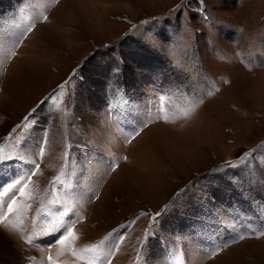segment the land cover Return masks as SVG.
<instances>
[{"label": "rangeland", "instance_id": "rangeland-1", "mask_svg": "<svg viewBox=\"0 0 264 264\" xmlns=\"http://www.w3.org/2000/svg\"><path fill=\"white\" fill-rule=\"evenodd\" d=\"M9 154L0 264H264V0H0Z\"/></svg>", "mask_w": 264, "mask_h": 264}, {"label": "snow or ice", "instance_id": "snow-or-ice-1", "mask_svg": "<svg viewBox=\"0 0 264 264\" xmlns=\"http://www.w3.org/2000/svg\"><path fill=\"white\" fill-rule=\"evenodd\" d=\"M41 155L43 154L42 152L40 153ZM13 159V156L11 154L9 155H0V162L3 161H7ZM21 159L23 160V157H21ZM34 163V162H33ZM39 166L36 165V168H38ZM34 174V172L32 170H29L28 175H32ZM60 180V177H57L55 181H53V183H56ZM22 184V180L18 177L14 183L10 184L7 188H4V192L7 193L9 191L10 188H16L18 185ZM21 194H23V189L21 188ZM57 199V197L53 198V202ZM16 203L15 199L12 200V204L8 206V210L12 211V205H14ZM39 215V213H38ZM47 215V214H46ZM67 215L66 212H64L63 210L58 211L57 213H51V219L48 221V233L52 234L55 232H60L61 233V237L58 242L62 247L68 246L66 245V242L69 241H73L75 240L77 237L74 235L73 232L69 231L65 225V221L62 219L63 216ZM3 219H5V215L4 214H0V221H2ZM64 228V231L67 232V235L64 234V232H61V229ZM28 243L32 242V238H29ZM85 253H91L93 254L91 256L90 262L89 264H93V262L97 259V250H96V246H93L91 248H85L82 250ZM73 254L75 255V249H73Z\"/></svg>", "mask_w": 264, "mask_h": 264}, {"label": "bare ground", "instance_id": "bare-ground-1", "mask_svg": "<svg viewBox=\"0 0 264 264\" xmlns=\"http://www.w3.org/2000/svg\"><path fill=\"white\" fill-rule=\"evenodd\" d=\"M5 248V247H2V249Z\"/></svg>", "mask_w": 264, "mask_h": 264}]
</instances>
